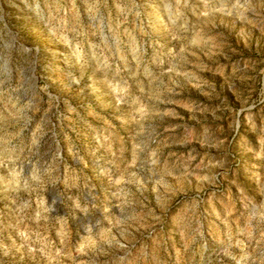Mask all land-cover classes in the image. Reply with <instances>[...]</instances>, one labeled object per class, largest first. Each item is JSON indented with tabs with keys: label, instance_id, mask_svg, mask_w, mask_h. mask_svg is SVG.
<instances>
[{
	"label": "rangeland",
	"instance_id": "rangeland-1",
	"mask_svg": "<svg viewBox=\"0 0 264 264\" xmlns=\"http://www.w3.org/2000/svg\"><path fill=\"white\" fill-rule=\"evenodd\" d=\"M0 264H264V0H0Z\"/></svg>",
	"mask_w": 264,
	"mask_h": 264
}]
</instances>
